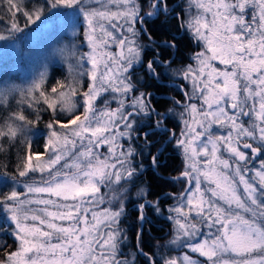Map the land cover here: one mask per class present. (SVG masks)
I'll return each mask as SVG.
<instances>
[{
	"label": "snow or ice",
	"instance_id": "obj_1",
	"mask_svg": "<svg viewBox=\"0 0 264 264\" xmlns=\"http://www.w3.org/2000/svg\"><path fill=\"white\" fill-rule=\"evenodd\" d=\"M0 2L10 16L0 31L8 36L22 31L18 16L31 24L47 11L69 17L74 28L82 18L88 49H68L71 81L46 88L42 64L26 87L0 86V154L10 156L17 141L26 145L14 163L0 161V236L14 245L0 241V264H135V255L161 264L139 245L149 210L158 217L166 210L173 225L157 247L187 250L163 264H264V0ZM161 15L197 42L194 64L173 68L163 58L160 49L177 47L175 36L145 63L141 37L156 43L145 23ZM173 78L183 99L168 96L172 107L160 110L154 93L141 89L160 91ZM46 113L43 150L34 151L35 125ZM166 147L182 154L183 170L163 179L187 185L178 196L149 200L151 189L137 185L143 161L158 167ZM132 187L141 227L129 260L120 221ZM168 196L176 203L162 208Z\"/></svg>",
	"mask_w": 264,
	"mask_h": 264
},
{
	"label": "trees",
	"instance_id": "obj_2",
	"mask_svg": "<svg viewBox=\"0 0 264 264\" xmlns=\"http://www.w3.org/2000/svg\"><path fill=\"white\" fill-rule=\"evenodd\" d=\"M35 3V0H27L25 1V4L31 8L32 4ZM7 11V5L0 2V30H4L7 27H10V16L5 15V12ZM18 23L22 30L30 28L31 24H26V18L23 16H18ZM164 24L160 22L159 18H153V20H147L145 23V27L153 34V38L155 42H161L164 40L171 39L172 36L176 37L177 40V47L176 53L173 56V49H168L166 58H172L173 62L172 65L177 67H182L188 62V58L191 55V51L189 50L190 47H192V39L190 36L184 32V34H181L179 37L177 35L180 33V30H178V23L176 20H171L168 22V33H165L164 30H162ZM0 34H3L5 36H8L7 31H0ZM16 34L13 33L11 36L8 37H14ZM141 40L144 42L145 45H147V48L145 49V52L147 53V56L145 57V63L147 62V59L150 56V51L152 49L157 48L156 43H153L152 41H149L146 37H141ZM162 51V49H160ZM166 54V50H163ZM61 68L60 67H54L52 74L55 75L56 72H58ZM51 74V77H52ZM138 75H142L143 73L138 70ZM170 75V74H169ZM170 80V79H168ZM48 83L45 84V87L47 88ZM150 88V87H149ZM149 88H142L141 90L147 91ZM167 92L170 93L173 88L168 87L166 90L164 88L160 89L158 92ZM154 98V97H153ZM11 102L13 105H16L17 102L20 99L19 93H14V98L10 97ZM23 107V106H22ZM172 107V103L170 100H168L167 107ZM165 108V109H166ZM31 110H29L30 112ZM28 113H26L27 115ZM30 119H34L33 116H29ZM51 118V113L43 114L41 117L40 122L35 125V128L38 130L35 133V136L33 138L32 147L34 151H42L43 150V137L46 134L45 125L48 122V120ZM172 123L175 124V118L172 116ZM172 125H169L171 127ZM177 132H179V128L176 129ZM154 139H157V137H153ZM23 139V138H21ZM4 147L7 148L8 145L5 143ZM26 145L24 143H21L20 141L16 142V146L11 148L10 156L5 157L3 154H0V161L3 162H15L18 157L22 156L25 151ZM155 151V149H153ZM140 158L138 157L137 160ZM144 164L146 165L144 172L140 175L139 179L137 180V185L144 184L148 188L151 189L152 195L148 196L149 200H154L156 196L163 197L165 193H175L179 194L181 191H183L184 184L183 181H176L175 183H172L170 181H166L165 177L168 176H176L179 174L180 171L183 170V161L181 158V155L176 152L170 150V148H165L163 151V155L159 158V166L156 168H153L150 166L149 160L145 159ZM39 174V173H37ZM36 175V174H35ZM39 176V175H37ZM39 178V177H35ZM137 188L132 187L131 191L128 195V202L126 203L125 207V214L122 216L120 221V228L125 230V234L128 237L127 240H125L121 246V252L124 256L128 254L130 250H133L135 252L136 250V233L138 230H140V222L137 220V212L135 210L134 205L138 203V199L136 196ZM171 196H168L167 198L161 199V207L167 208L170 205L171 202ZM109 205L105 204L104 207H108ZM165 214H167L166 210L164 211L163 216H156L151 213V210H149L148 213V219L151 221V223L145 222L143 224V235L142 238L139 241L140 247L145 252H152L156 254V259H158V253L162 252L160 251V248L157 247L156 241L159 239H162L164 236L165 231L163 228L158 227L157 225H165L166 219ZM6 235H4L5 237ZM7 240L9 248L14 247L13 241L11 238L7 237L5 238ZM2 241V239H1ZM8 249H4V251H7ZM136 262L137 264H144V257L136 255Z\"/></svg>",
	"mask_w": 264,
	"mask_h": 264
},
{
	"label": "rangeland",
	"instance_id": "obj_3",
	"mask_svg": "<svg viewBox=\"0 0 264 264\" xmlns=\"http://www.w3.org/2000/svg\"><path fill=\"white\" fill-rule=\"evenodd\" d=\"M25 1L27 0H24V2ZM40 2L42 3L43 0H40ZM146 10L147 8H145V11ZM31 25L30 28L15 33L16 35L14 37H8V39L0 41V86L8 84L26 87L41 70L42 64H47L48 68V78L45 81V84L48 83V89L54 86L58 80L63 81L67 79L71 81V76L68 71V49H70L73 44L78 46L83 44V47H80L78 50H88L86 43L83 42L82 18H80V23L74 28L71 26L72 20L69 17L45 11V14L41 19L35 21V23H32ZM140 43L144 44L141 39ZM61 49H64L65 51L62 53L60 51ZM109 50L113 52L116 51L114 47ZM191 56L192 55L189 56L188 62L185 65L189 63L194 64V61L190 59ZM54 67L61 68L55 73V75L52 74ZM184 83L187 82L185 81ZM112 106L115 107V105ZM180 110L181 109H177V112ZM173 117L175 118L176 123L178 117L175 115H173ZM102 151H106V149H103ZM176 152L181 155L183 161L182 154L179 151ZM37 175L39 174H36L35 177H39ZM183 184L185 188L187 182L183 181ZM174 203L176 202L171 199L168 207L174 205ZM101 207H104V205ZM167 215L168 212L165 214V219ZM157 226H162L161 228L164 227L163 230L165 233L163 238L156 241L157 245H162L165 241L171 238V229L173 225L172 222L166 220L165 225ZM5 238L6 236L4 237V235L0 236V241L1 239L5 240ZM159 248L160 251L162 250V252L158 253V259L161 264H163V259L169 256H180L187 251L178 245ZM134 253L133 250H130L126 257H128L129 260H132ZM134 258L135 264H137L136 255Z\"/></svg>",
	"mask_w": 264,
	"mask_h": 264
},
{
	"label": "flooded vegetation",
	"instance_id": "obj_4",
	"mask_svg": "<svg viewBox=\"0 0 264 264\" xmlns=\"http://www.w3.org/2000/svg\"><path fill=\"white\" fill-rule=\"evenodd\" d=\"M177 3L181 4L182 7H185V0H174L173 7H175V4H177ZM192 11H193V13H195V9H193ZM158 18L160 19V22L162 24H164L163 27H162V30H164L165 33H168V22L171 21V20H176V19H165V17L163 15L159 16ZM177 23L179 24L178 21H177ZM184 32L185 31L183 29H180V33L177 35V37H179L181 34H184ZM188 35L190 36V34H188ZM190 38H191V36H190ZM158 43L159 42H157L156 44H158ZM163 50L164 49H162V51ZM189 50L191 51V53H190L191 55H193V53H195L196 51L199 50L197 42L194 39H192V47H190ZM167 51H168V49L166 50V54H164V57H163L164 59H168V58H166ZM175 53H176V49H173V56H172L173 58H174ZM152 55H153V51L151 50L150 51V56H149L148 59H151ZM172 67L173 68H177V66H174V65H172ZM149 83H151V81H149ZM180 83L181 82L178 79H174V78L170 79V80L165 79L164 80V84L161 85L160 89L164 88V90H166L168 87H172L173 90L170 93H168L167 90H166V92H162V90H161V92H158L157 88H155V87H150L148 89V92L154 93V98L153 99L157 103V105L159 106L160 110H164L167 107V103H168L167 97L168 96H175L177 99H183L182 94L178 91V89L173 87L174 85H178Z\"/></svg>",
	"mask_w": 264,
	"mask_h": 264
}]
</instances>
